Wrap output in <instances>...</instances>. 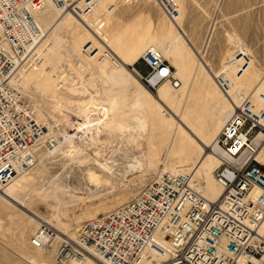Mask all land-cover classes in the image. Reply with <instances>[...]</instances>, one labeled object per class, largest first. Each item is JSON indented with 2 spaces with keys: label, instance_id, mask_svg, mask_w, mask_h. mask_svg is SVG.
<instances>
[{
  "label": "rangeland",
  "instance_id": "obj_1",
  "mask_svg": "<svg viewBox=\"0 0 264 264\" xmlns=\"http://www.w3.org/2000/svg\"><path fill=\"white\" fill-rule=\"evenodd\" d=\"M167 2L175 5L178 15L169 13ZM82 8L84 11L81 14L93 31H86L82 26V29L80 26L69 29L60 44L59 54L46 69L51 72L45 71L43 76L31 70L26 78L30 80L31 89L24 94L37 106L40 121L53 129L55 134L65 131L75 133L65 122L67 118L69 122L78 120V116L72 113L75 105L63 102L71 109L65 113V110L56 107L53 99L49 100L47 95L40 96L35 85L38 82L43 86L53 84L54 77L67 66L66 62L76 67L83 63L97 79H101L105 76L103 63L109 62L113 66L116 59L112 55L122 57L124 66L116 69L130 75L133 91L139 88L140 99L144 101L142 109L147 131L142 140L143 146L141 150L131 149L133 153L146 154L144 165L141 172L116 184L103 180L96 186L88 179L90 169L68 173L59 165H53L44 181H35L34 187L49 192V182L63 177L68 188L82 194L69 197L53 192L43 198L38 193L22 191L21 196L29 201L28 209L33 210L34 215L27 210L23 214L14 204L0 197V264H40L38 259L43 253L30 245V237L41 220L52 221L42 223L50 225L56 233L53 224L64 223L68 235H72L82 222L115 210L163 173L180 174L193 169L200 156V145L177 123L175 114L179 118L180 115L193 118L199 136L212 143L233 109L223 93L220 80L223 79V84H226L225 81L231 87L250 93L260 87L259 81L264 78V0H99L91 5L90 10ZM99 19L104 25H95ZM152 41L160 43L155 46L163 50L174 66V75L180 82L178 87L166 80L157 89L150 90L133 72L130 65L135 64L152 46ZM90 44L87 49L91 53H86L85 47ZM135 67L143 74L149 72L141 58ZM53 94V97L56 96ZM112 105L117 110L116 103L112 102ZM129 118L127 115L123 120ZM116 119L111 122L112 128L117 123ZM113 129L108 131L111 133L101 132L99 139L107 146L110 143L107 148L126 149L120 128ZM100 146L104 145L100 143ZM50 148L43 146L38 149V157L48 154ZM108 157L110 160L114 157L119 159L116 154ZM32 172L34 169L27 177H31ZM91 194L96 196L84 200ZM44 255L46 261L43 264H54L53 247Z\"/></svg>",
  "mask_w": 264,
  "mask_h": 264
},
{
  "label": "built area",
  "instance_id": "obj_2",
  "mask_svg": "<svg viewBox=\"0 0 264 264\" xmlns=\"http://www.w3.org/2000/svg\"><path fill=\"white\" fill-rule=\"evenodd\" d=\"M48 1L79 11L80 2L90 10L99 0H0L1 184L19 167H33L38 149L58 144L10 78L42 35L37 15ZM166 9L178 15L171 2ZM141 59L149 72H136L150 89L167 79L178 84L160 49L148 48ZM258 96L264 103V88ZM263 143L264 106L244 95L215 142L214 175L223 186L217 200L204 197L188 172H165L115 210L82 222L74 236L56 242V231L43 223L30 242L44 249L56 242L55 264H264V162L257 158Z\"/></svg>",
  "mask_w": 264,
  "mask_h": 264
},
{
  "label": "bare ground",
  "instance_id": "obj_3",
  "mask_svg": "<svg viewBox=\"0 0 264 264\" xmlns=\"http://www.w3.org/2000/svg\"><path fill=\"white\" fill-rule=\"evenodd\" d=\"M79 5L80 7H83L84 3L80 2ZM52 7L53 9H49ZM87 8L88 7H86V10H88ZM81 11H84L83 8L79 11L71 8L59 9L53 3L48 1L44 9L38 12L37 18L42 29V35L32 51L29 53V58L26 60V62L21 64L10 77L12 84L21 90L23 94L31 89L29 87L30 80H26L31 70H35L36 75L39 73L43 74L44 76V72L47 71L46 69L52 62H54L55 57L59 54L60 44L69 29L82 26L86 31H93L88 21L83 18ZM95 25H104V23L101 19H99L95 22ZM49 35L51 37L48 38ZM155 45L159 46L160 43L158 41H152V46H149L148 48L155 47L160 49ZM90 46L88 48H90ZM160 50L164 55L163 50ZM112 56L114 57V60L116 59L113 66L109 62L103 63V69L105 72L104 78L102 77L101 79H97L94 76V72H92V70L83 63H80L76 67L74 66L75 64L66 62L67 66L58 76L54 77L53 84L46 86H43V84L39 82L37 85L34 84L35 89L40 93V96L44 97L47 95L49 100L53 99V101L56 102V107L63 111L65 110V113H67V110L69 112L71 109H69L68 106H65L63 102H69L70 105H75L72 113L78 116V120L76 122H72L70 120L71 122H69L67 121L69 118H67V120H65L66 124L70 126V128L72 127V129L75 130V133L69 134L66 131L63 134L57 133L56 136L58 138V144L55 145L54 148L48 149V154H45L42 157H38V154H36L35 165L33 167H19L20 173L15 178H13L7 184L0 183V197L14 204V206L19 208L20 212H23V214H26V210L33 215L35 212L33 210L32 212L28 209L30 203L27 199H24L21 196L22 191H27V193L35 192L43 196V198L50 196L53 192L55 194H62L69 197L81 193L74 189L68 188L64 183L63 177H57L51 181L49 180V189L51 190L49 192H46L47 190L43 192V190H40L42 189L41 187L40 189L38 187H34L36 184L35 181H44L46 173L50 171V168L53 167V165H59L68 173L74 172L78 169H90V173L86 175L93 186L99 185L103 180L116 184L117 181H122L124 178L127 179L130 175L142 171L146 154H138V152L133 153L131 149L138 148L141 150L143 146L142 140L144 138V134L147 131L146 116L142 109L144 101L142 102L140 99V93L138 90L139 88L133 91L134 88L131 87L132 82L130 80V75L124 71L116 69V67L124 66L122 62L124 59L122 57L120 58L119 56H116V54H113ZM164 57L166 58L165 55ZM135 64L132 63L130 66H132L133 72L139 78L140 76L136 72L138 69L135 67ZM247 67L248 63L246 64V68ZM246 68H244V70ZM219 77L222 76L219 75ZM174 78L178 81V84L175 85L172 80H170V82L174 86L178 87L180 82L178 78L175 77V75ZM220 81L223 82V79ZM41 82L43 81L41 80ZM222 82L220 85H222L221 87L223 89V93L233 107L231 115L234 113L237 104H239V100L244 95L253 94L257 107L261 108L264 106V103L259 99L258 96V93L264 88V78L259 81L260 84L258 86L260 87L257 90L254 89L250 93L242 91L238 87H231L225 81L224 83L226 84H223ZM158 86H156V89ZM53 93L56 96L53 97ZM112 102L116 103L118 107L117 110L113 108ZM34 107L37 111V119L40 121L41 114L39 113L37 106L34 105ZM127 115L130 116L129 120H123L124 116L126 117ZM180 116L181 118L175 114L177 123H180L183 128L187 130V132L198 142L201 149L199 152L200 156L195 167L191 170L188 169L185 172L190 174V182L193 183V185H196V188L204 197H206L208 200L215 201L223 192L222 184L216 179L214 175L215 168L220 164V159L216 154L217 148L215 146L217 137L212 141V143H208L199 136V130L195 124L196 122H192L194 120L193 118L191 120L190 117L188 118L187 116ZM113 119L117 120L116 124L113 123L115 124L113 128H120L119 131L124 137L123 139L126 141V149H112L111 147L107 148L110 143L107 146V143L99 139V134L101 132L106 131L107 133H111L108 131H114L111 126ZM51 131H53V129ZM100 143H102L104 146H100ZM94 148L96 149L94 150ZM110 154L118 155L119 159L114 157L110 160L108 157ZM257 158L264 162V143L260 148ZM32 169H34V172H32L31 177H27ZM95 196L93 194L87 195L84 200H91V198ZM60 201L64 204L67 203L63 200ZM40 222L41 224L39 226L43 224L42 222L51 223L52 221L41 220ZM53 225L57 229L56 242L66 238L68 235L67 225L64 223ZM74 235L75 231L69 236ZM56 242L52 246L54 264ZM30 245L33 246L31 242ZM33 247L43 253L40 255L38 263H45L46 258L44 254L47 253V251L52 247L47 249L38 248L35 246Z\"/></svg>",
  "mask_w": 264,
  "mask_h": 264
}]
</instances>
